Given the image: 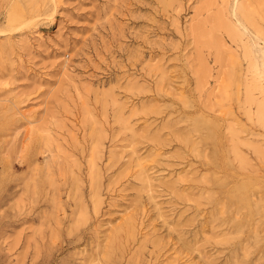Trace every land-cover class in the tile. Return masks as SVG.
<instances>
[{
  "label": "rangeland",
  "instance_id": "rangeland-1",
  "mask_svg": "<svg viewBox=\"0 0 264 264\" xmlns=\"http://www.w3.org/2000/svg\"><path fill=\"white\" fill-rule=\"evenodd\" d=\"M0 264H264V0H0Z\"/></svg>",
  "mask_w": 264,
  "mask_h": 264
},
{
  "label": "bare ground",
  "instance_id": "bare-ground-1",
  "mask_svg": "<svg viewBox=\"0 0 264 264\" xmlns=\"http://www.w3.org/2000/svg\"><path fill=\"white\" fill-rule=\"evenodd\" d=\"M236 1V0H235ZM234 7H235V4H234ZM236 8V7H235ZM235 14H236V12H235ZM220 18V17H219ZM247 24V23H246ZM254 26V25H253ZM251 27V26H250ZM255 27V26H254ZM231 28V27H230ZM236 29V28H235ZM255 29V28H254ZM247 30V29H246ZM256 33V32H255Z\"/></svg>",
  "mask_w": 264,
  "mask_h": 264
}]
</instances>
